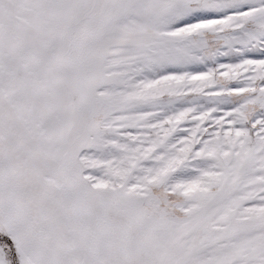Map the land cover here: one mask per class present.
I'll list each match as a JSON object with an SVG mask.
<instances>
[{"label":"snow or ice","instance_id":"obj_1","mask_svg":"<svg viewBox=\"0 0 264 264\" xmlns=\"http://www.w3.org/2000/svg\"><path fill=\"white\" fill-rule=\"evenodd\" d=\"M0 264H264V0H0Z\"/></svg>","mask_w":264,"mask_h":264}]
</instances>
